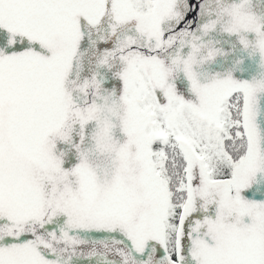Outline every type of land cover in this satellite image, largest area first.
Wrapping results in <instances>:
<instances>
[{
	"label": "snow or ice",
	"instance_id": "snow-or-ice-1",
	"mask_svg": "<svg viewBox=\"0 0 264 264\" xmlns=\"http://www.w3.org/2000/svg\"><path fill=\"white\" fill-rule=\"evenodd\" d=\"M0 264H264V0H0Z\"/></svg>",
	"mask_w": 264,
	"mask_h": 264
}]
</instances>
